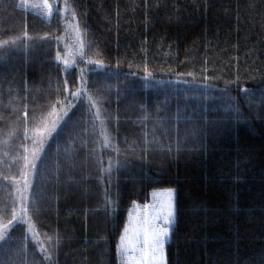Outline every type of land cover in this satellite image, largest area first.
I'll use <instances>...</instances> for the list:
<instances>
[{
	"label": "trees",
	"instance_id": "trees-1",
	"mask_svg": "<svg viewBox=\"0 0 264 264\" xmlns=\"http://www.w3.org/2000/svg\"><path fill=\"white\" fill-rule=\"evenodd\" d=\"M48 1L0 0V264H119L166 189L167 264H264V0Z\"/></svg>",
	"mask_w": 264,
	"mask_h": 264
},
{
	"label": "rangeland",
	"instance_id": "rangeland-1",
	"mask_svg": "<svg viewBox=\"0 0 264 264\" xmlns=\"http://www.w3.org/2000/svg\"><path fill=\"white\" fill-rule=\"evenodd\" d=\"M20 6L28 11L43 16L45 19H50L53 15V9L48 0H22ZM71 45L74 46L73 50H78L80 48L77 41L75 45L74 43ZM49 133V129L39 130L35 137V141L38 142L40 139H44ZM170 192L175 205V191L172 189L154 191L150 196V202L148 204L133 205L118 244L119 264H148V262L152 260L149 246L144 243V232L146 230H158L166 227L163 222L161 209L169 199ZM170 238L164 244L163 250L157 252L155 264H167L166 246Z\"/></svg>",
	"mask_w": 264,
	"mask_h": 264
},
{
	"label": "snow or ice",
	"instance_id": "snow-or-ice-1",
	"mask_svg": "<svg viewBox=\"0 0 264 264\" xmlns=\"http://www.w3.org/2000/svg\"><path fill=\"white\" fill-rule=\"evenodd\" d=\"M161 211L166 227L158 230H146L144 232V243L149 246L152 254V260L148 264H155L157 252L163 250L164 244L172 234V226L175 223V205L171 198V192L169 193V199L165 202Z\"/></svg>",
	"mask_w": 264,
	"mask_h": 264
}]
</instances>
